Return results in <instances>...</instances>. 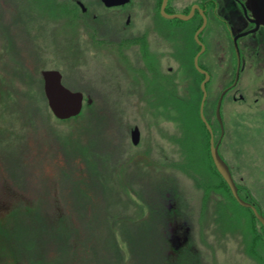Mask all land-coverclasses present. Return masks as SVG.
Wrapping results in <instances>:
<instances>
[{
    "label": "rangeland",
    "instance_id": "rangeland-1",
    "mask_svg": "<svg viewBox=\"0 0 264 264\" xmlns=\"http://www.w3.org/2000/svg\"><path fill=\"white\" fill-rule=\"evenodd\" d=\"M81 2L90 12L76 0H0V264H264V224L217 169L199 114L197 29L181 31L176 19L157 35L136 0ZM210 12L199 63L211 76L204 114L216 143L219 99L238 67L228 29L241 27ZM259 29L238 38L241 70L223 98L219 151L241 197L264 215ZM46 69L84 94L78 115L53 113Z\"/></svg>",
    "mask_w": 264,
    "mask_h": 264
},
{
    "label": "water",
    "instance_id": "water-1",
    "mask_svg": "<svg viewBox=\"0 0 264 264\" xmlns=\"http://www.w3.org/2000/svg\"><path fill=\"white\" fill-rule=\"evenodd\" d=\"M103 1L107 5L110 6V5L126 3L130 0H103ZM167 2H168V0H163V7L166 6ZM196 7H198V6H196ZM196 7H193L189 14L177 13V14H173V15H168L165 12H164V14L169 16V17H172V18L175 17V18H180V19H189L193 16ZM200 11L203 14V22H202V25L200 26V28L197 30V32L195 34V38H196L197 42L201 45L202 49L197 54V56L195 57V66L197 67V69L201 73H203L205 75V79L202 82L203 99L201 102L200 114H201L202 120L206 123L207 127L209 128L210 132L212 133L211 134L212 135L211 155H212L213 161H214L217 169L222 174L224 179L228 182V184H229L235 198L237 199V201L244 206L251 207L253 209L255 215L264 224V215L259 211L258 207L254 203H251V202H249V201H247L241 197V195L239 193V187H238L237 182L233 176L231 168H230L229 164L227 163V161L222 157V155L220 154V151H219L221 139H222V136L224 135V132H225V126H224V122H223V118H222V114H221L222 102H223V98H224V95L226 94V92L231 87L235 86L238 82L240 70H241V63H242L241 52H240V48L238 45V38L242 35H245L249 31L238 34L234 38V42H235L234 44H235V48H236V52H237V58H238V67H237V71H236L237 73H236V78H235L233 85L229 88H226L222 92L220 99H219V103H218L216 112H217V117H218L220 124H221L222 131H221L220 140L215 143V140L213 137L212 127H211L210 123L208 122V120L204 114L205 101H206L207 96H208L206 84L210 80L211 76H210L209 72L202 69V67L199 64L200 55L203 53V51L206 48L205 44L200 40L199 36L208 24V18L204 14V11L202 9H200ZM252 12H253L254 16L258 18V19H255V21L253 20L256 23V27H255V29H252L251 31L254 32V31L258 30L262 24H264V13H263V15H259L260 13L264 12L263 2H261L259 0H257V4H256V2H254ZM42 74H43V77L45 80V92H46V95H47L48 100H49V106H50L51 110L53 111V113L60 119H66V118L78 115L81 112L82 107H83L84 94L81 91H74V90L70 89L69 87H67L63 83V75L60 72V70L46 69V70L42 71ZM132 137H133V141L135 144H138L140 142L141 131H140V128L138 126H136L134 128V130L132 131Z\"/></svg>",
    "mask_w": 264,
    "mask_h": 264
},
{
    "label": "flooded vegetation",
    "instance_id": "flooded-vegetation-1",
    "mask_svg": "<svg viewBox=\"0 0 264 264\" xmlns=\"http://www.w3.org/2000/svg\"><path fill=\"white\" fill-rule=\"evenodd\" d=\"M76 1L81 4V6L84 8V11L86 13L88 11L90 12V9L85 7V5L83 4L84 2H81V0H76ZM131 1L132 0H130L126 3H121V4L109 6L103 0H101V2L107 8H121V7L128 5ZM146 1H148L149 3L151 2L152 7H150V9H148V7H147L148 5L145 3ZM211 1L213 3H215V5L210 7L209 6L210 2H206V0H193V1L191 0V2L188 1L189 3L187 5H185L187 7H184L183 9H172L171 7L173 5L174 0H168L165 7H163V0H136V3L139 4V6L142 5L141 6V14H142V7L144 8L145 13L143 15L144 16L143 18L145 20L147 19L148 22H150L151 27H152V30L150 32L151 33L154 32L155 34H157L156 30L158 29L159 24L163 25L166 21H173L174 22L176 19L182 20V22H178V23H182V25H183L181 31L184 30L186 32H191V31L196 30V29L198 30L200 28V26L202 25L201 20L203 19V14L201 13L200 9H202L204 11V14L208 18V21H209L210 15L212 14L210 12V9H211L213 14L220 16V24H222L223 26L224 25L229 26L230 23L239 24L240 25L239 27H241V28L240 29L238 28L239 30L237 29V32H236L235 28H233V30L228 29L230 34H234V35H232V38L238 34H241V33H244L246 31H251L252 29H255L256 23L254 21H255V19H258V18L254 16L252 10H253L254 2H256V4H257V0H220V4H219L218 0H211ZM259 1L263 2V4H264V0H259ZM222 4H223V10L219 8V6ZM227 4H228V6H227ZM194 5H196L198 7L195 8L193 16L189 19H180V18H175V17L172 18V17H169V16L164 14V12L168 15H173V14H177V13L189 14L191 12L192 8L194 7ZM215 8H216V10H215ZM91 10H93V9H91ZM93 13H94L93 19L100 23V21H99L100 15L98 13H96V11H94ZM263 13L264 12L260 13L259 15H263ZM243 25L246 27L248 25L249 28H246V27L244 28ZM261 26H263V25H261ZM171 27H174L173 23H172ZM146 29H148L147 26H146V28H144L143 30L140 31V33L138 34V37H137V41L140 44L139 45L140 46L139 47V50H140L139 53H141V54L143 52V46L147 45L146 42L144 41L146 39V33H147ZM259 30L260 29H258L257 31H259ZM203 31L201 32V34L203 33ZM201 34H200V36H201ZM153 40L154 39H152V42H153ZM200 40L203 42L202 38H200Z\"/></svg>",
    "mask_w": 264,
    "mask_h": 264
},
{
    "label": "bare ground",
    "instance_id": "bare-ground-1",
    "mask_svg": "<svg viewBox=\"0 0 264 264\" xmlns=\"http://www.w3.org/2000/svg\"><path fill=\"white\" fill-rule=\"evenodd\" d=\"M194 7H196V5H194ZM200 64V63H199ZM200 66L202 67V65L200 64ZM197 68V67H196ZM202 69H204L203 67H202ZM204 70H206V69H204ZM207 71V70H206ZM203 82V81H202ZM201 89H202V84H201Z\"/></svg>",
    "mask_w": 264,
    "mask_h": 264
},
{
    "label": "trees",
    "instance_id": "trees-1",
    "mask_svg": "<svg viewBox=\"0 0 264 264\" xmlns=\"http://www.w3.org/2000/svg\"><path fill=\"white\" fill-rule=\"evenodd\" d=\"M203 75H204V74H203ZM199 114H200V113H199ZM198 119H199V121L201 120V118H199V117H198ZM201 121H202V120H201Z\"/></svg>",
    "mask_w": 264,
    "mask_h": 264
}]
</instances>
